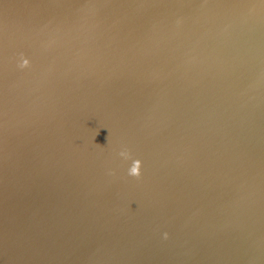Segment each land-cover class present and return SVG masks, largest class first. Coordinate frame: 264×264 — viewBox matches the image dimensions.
<instances>
[{
  "label": "water",
  "instance_id": "1",
  "mask_svg": "<svg viewBox=\"0 0 264 264\" xmlns=\"http://www.w3.org/2000/svg\"><path fill=\"white\" fill-rule=\"evenodd\" d=\"M0 264H264V0H0Z\"/></svg>",
  "mask_w": 264,
  "mask_h": 264
},
{
  "label": "clouds",
  "instance_id": "2",
  "mask_svg": "<svg viewBox=\"0 0 264 264\" xmlns=\"http://www.w3.org/2000/svg\"><path fill=\"white\" fill-rule=\"evenodd\" d=\"M30 64V61L25 58L23 56V54H21V62H20V67L21 68H24V67H27L29 66ZM120 156H123L125 157L126 159L129 158L130 156V153L127 151V150H122L120 153H119ZM141 160L140 159H135L131 165V167L129 168V174L132 175V176H135V177H139L140 174H141ZM165 237H167V233L164 234Z\"/></svg>",
  "mask_w": 264,
  "mask_h": 264
}]
</instances>
